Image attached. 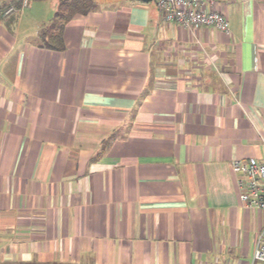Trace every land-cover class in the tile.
Segmentation results:
<instances>
[{
  "label": "crops",
  "instance_id": "crops-1",
  "mask_svg": "<svg viewBox=\"0 0 264 264\" xmlns=\"http://www.w3.org/2000/svg\"><path fill=\"white\" fill-rule=\"evenodd\" d=\"M32 1L0 0V264H264L230 167L264 161V0H213L229 35L94 0L60 50Z\"/></svg>",
  "mask_w": 264,
  "mask_h": 264
},
{
  "label": "built area",
  "instance_id": "built-area-1",
  "mask_svg": "<svg viewBox=\"0 0 264 264\" xmlns=\"http://www.w3.org/2000/svg\"><path fill=\"white\" fill-rule=\"evenodd\" d=\"M30 0H21L26 7ZM167 22H176L184 27L211 26L226 35L230 34L229 20L221 11L214 8L213 0H154ZM17 11L14 5L4 10V15ZM231 171L235 176L239 198L247 208L264 210V161L255 157L232 159ZM253 260L264 262V224L254 240Z\"/></svg>",
  "mask_w": 264,
  "mask_h": 264
},
{
  "label": "trees",
  "instance_id": "trees-1",
  "mask_svg": "<svg viewBox=\"0 0 264 264\" xmlns=\"http://www.w3.org/2000/svg\"><path fill=\"white\" fill-rule=\"evenodd\" d=\"M96 6L94 0H59L54 20L56 21V32L49 35L45 45L53 49H62V28L75 14H86Z\"/></svg>",
  "mask_w": 264,
  "mask_h": 264
},
{
  "label": "rangeland",
  "instance_id": "rangeland-1",
  "mask_svg": "<svg viewBox=\"0 0 264 264\" xmlns=\"http://www.w3.org/2000/svg\"><path fill=\"white\" fill-rule=\"evenodd\" d=\"M36 1H38V0H33L32 2H35L36 3L35 5H37L39 8L43 7V9H44L45 5L49 6V5H47L48 1H45V2L44 1L36 2ZM151 2H153V0ZM49 3H50V1H49ZM50 6H51V3H50ZM30 11H32L29 14L30 17L33 16L34 14H38V15H41V16H43L45 14L44 13L45 10L44 11H40L39 9H33V10H30Z\"/></svg>",
  "mask_w": 264,
  "mask_h": 264
},
{
  "label": "water",
  "instance_id": "water-1",
  "mask_svg": "<svg viewBox=\"0 0 264 264\" xmlns=\"http://www.w3.org/2000/svg\"><path fill=\"white\" fill-rule=\"evenodd\" d=\"M137 1H140V2H143V3H149V2H151L152 0H137Z\"/></svg>",
  "mask_w": 264,
  "mask_h": 264
}]
</instances>
